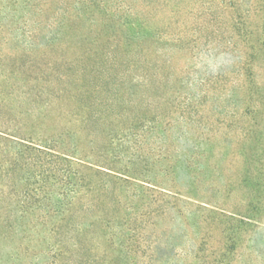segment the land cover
Wrapping results in <instances>:
<instances>
[{
	"label": "trees",
	"instance_id": "obj_1",
	"mask_svg": "<svg viewBox=\"0 0 264 264\" xmlns=\"http://www.w3.org/2000/svg\"><path fill=\"white\" fill-rule=\"evenodd\" d=\"M31 1L21 5L32 16L53 11L52 21L0 59V264H131L143 243L149 249L147 230L168 198L251 221L253 205L246 217L200 197L199 178L213 160L206 140L175 124L179 106L149 100L176 80L161 74L173 59H159L150 73L135 53L181 46L180 0H73L57 9ZM18 3L9 2L13 10ZM162 137L184 149L153 155ZM246 162L258 172L240 184L263 211L264 153ZM235 187L228 176L218 189L231 195Z\"/></svg>",
	"mask_w": 264,
	"mask_h": 264
},
{
	"label": "rangeland",
	"instance_id": "obj_2",
	"mask_svg": "<svg viewBox=\"0 0 264 264\" xmlns=\"http://www.w3.org/2000/svg\"><path fill=\"white\" fill-rule=\"evenodd\" d=\"M11 1L19 2L17 10L10 7ZM43 1L32 0V7ZM49 1L57 9L73 0ZM0 2V59H11L18 53L17 45L40 37L39 23L52 21L53 11L32 16L21 5L23 0ZM180 4L181 46L151 44L144 53L142 49L135 53L136 57L141 54L136 58L139 62L144 55L150 73L159 59H173V66L167 65L161 74L176 80L167 89L151 91L149 100L158 101L161 96L179 106L184 116L177 115L180 119L175 124L188 128L190 137L206 140L202 149L213 160L208 174L199 178L200 197L214 205L225 203L228 211L242 215L252 205L255 211L249 213L251 221H242L229 215L218 217L216 209L187 199L176 207L175 200L168 198L164 215L155 217L147 230L149 249L143 243L131 264H264L262 203L252 200L251 188L240 184L247 174L256 177L258 172L246 161L262 159L264 153V4L262 0H180ZM51 23L46 25L50 28ZM137 74L142 77L144 72ZM160 108L165 110V103ZM150 149L153 155L163 156L166 150L180 153L184 146L181 140L168 138ZM228 176L236 186L231 195L218 189Z\"/></svg>",
	"mask_w": 264,
	"mask_h": 264
}]
</instances>
